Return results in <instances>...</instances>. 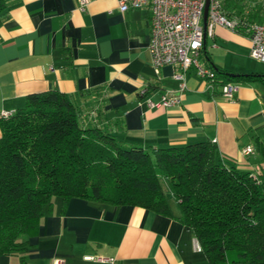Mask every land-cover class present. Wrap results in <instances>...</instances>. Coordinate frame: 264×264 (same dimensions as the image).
I'll return each instance as SVG.
<instances>
[{
    "label": "crops",
    "instance_id": "crops-1",
    "mask_svg": "<svg viewBox=\"0 0 264 264\" xmlns=\"http://www.w3.org/2000/svg\"><path fill=\"white\" fill-rule=\"evenodd\" d=\"M229 16L264 24V0H221ZM147 7L122 12L119 0H9L0 16V113L25 106L32 93L58 90L72 95L87 120L107 126L118 139L144 148L217 144L228 164L257 171L264 147V63L254 59L243 33L218 25L206 36L199 61L218 68L237 85L234 99L206 90L196 67L186 87L175 68L157 71ZM144 94H141L142 90ZM172 94L181 103L150 107ZM1 135V130H0ZM252 146L254 153L242 149ZM173 216L133 205H104L62 199L42 220L29 247L3 255L0 264H210L196 247L193 230Z\"/></svg>",
    "mask_w": 264,
    "mask_h": 264
},
{
    "label": "trees",
    "instance_id": "trees-1",
    "mask_svg": "<svg viewBox=\"0 0 264 264\" xmlns=\"http://www.w3.org/2000/svg\"><path fill=\"white\" fill-rule=\"evenodd\" d=\"M8 1L0 0V16ZM213 69L221 83L230 81ZM83 112L72 95L48 90L29 94L25 106L0 117V257L29 247L59 196L64 209L75 197L165 216L176 208L210 264H264L262 145V165L252 171L228 164L213 141L144 148Z\"/></svg>",
    "mask_w": 264,
    "mask_h": 264
},
{
    "label": "built area",
    "instance_id": "built-area-1",
    "mask_svg": "<svg viewBox=\"0 0 264 264\" xmlns=\"http://www.w3.org/2000/svg\"><path fill=\"white\" fill-rule=\"evenodd\" d=\"M90 0H80L84 9ZM208 0H119L122 12L130 9L149 8L152 13L150 49L154 67L157 71L164 65L175 68V77L181 81L180 89L186 87L187 72L196 67L197 74L205 80L206 90L214 93L220 90L225 98L232 100L237 92V85L232 81L221 83L217 72L211 67L203 66L199 57L206 36H213L216 26L221 25L234 31L245 33L251 41V56L264 63V24L249 21L245 18H235L223 10L221 0H209L206 28L203 25L205 6ZM141 91V94L145 93ZM181 103L178 95L164 94L159 102L147 99L150 107L175 106ZM13 111L3 110L0 117H9ZM244 155L254 153L252 146L242 149ZM196 247L201 249L199 242ZM91 260H107L115 263L113 258L102 256L88 257ZM53 264H67L64 258L56 257Z\"/></svg>",
    "mask_w": 264,
    "mask_h": 264
},
{
    "label": "rangeland",
    "instance_id": "rangeland-1",
    "mask_svg": "<svg viewBox=\"0 0 264 264\" xmlns=\"http://www.w3.org/2000/svg\"><path fill=\"white\" fill-rule=\"evenodd\" d=\"M232 17H234V16H232ZM235 18H238V16H235ZM165 188H167L166 185H165ZM167 196H168V199H169L171 205H173V207H174L175 206V199H174L173 195L169 192V190H167ZM60 200H61V197H59V196H56L54 198L55 203L59 202ZM175 211H176V208H175Z\"/></svg>",
    "mask_w": 264,
    "mask_h": 264
},
{
    "label": "water",
    "instance_id": "water-1",
    "mask_svg": "<svg viewBox=\"0 0 264 264\" xmlns=\"http://www.w3.org/2000/svg\"><path fill=\"white\" fill-rule=\"evenodd\" d=\"M208 9H209V0L206 3L204 17H203V25H204V28H206V24H207Z\"/></svg>",
    "mask_w": 264,
    "mask_h": 264
}]
</instances>
